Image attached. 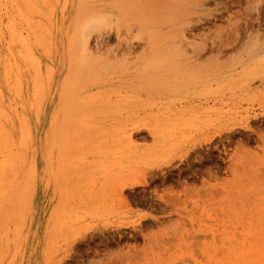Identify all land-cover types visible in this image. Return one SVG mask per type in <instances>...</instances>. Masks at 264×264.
<instances>
[{"label":"rangeland","instance_id":"obj_1","mask_svg":"<svg viewBox=\"0 0 264 264\" xmlns=\"http://www.w3.org/2000/svg\"><path fill=\"white\" fill-rule=\"evenodd\" d=\"M0 264H264V0H0Z\"/></svg>","mask_w":264,"mask_h":264},{"label":"bare ground","instance_id":"obj_2","mask_svg":"<svg viewBox=\"0 0 264 264\" xmlns=\"http://www.w3.org/2000/svg\"><path fill=\"white\" fill-rule=\"evenodd\" d=\"M158 5H159V4H158ZM166 5H167V4H166ZM106 9H107V8H106ZM104 11H105V10H104ZM196 19H197V18H196ZM198 20H199V19H198ZM205 22H206V21H205ZM88 23H89V22H87L85 25H88ZM190 28H191V27H190ZM186 31H188V30H186ZM186 31H185V32H186ZM144 32H146L145 29H144ZM147 32H149V31H147ZM147 32H146V33H147ZM189 32H190V31H189ZM235 32H236V31H235ZM246 32H247V31H246ZM262 33H263V32H262ZM179 34H180V33H179ZM259 34H260V33H258V35H259ZM68 35H69V34H68ZM180 35H181V34H180ZM185 35H187V33H186ZM260 35H261V34H260ZM260 35H259V36H260ZM190 36H191V35H190ZM192 36H193V35H192ZM82 37H84V36L82 35ZM240 37H241V36H240ZM240 37H239V38H240ZM261 37L263 38V35H262ZM261 37H260V38H261ZM180 38H181V37H180ZM182 38H183V37H182ZM252 38H253V37H252ZM260 38H258V39H260ZM98 39H99V38H98ZM184 39H186V38H184ZM184 39H183V40H184ZM82 40H83V38H82ZM82 40H80V43H81ZM178 40H179V39H178ZM253 40H254V39H253ZM255 40H256V36H255ZM84 41H85L84 44H86V39H85V37H84V40H83L82 42H84ZM96 41H97V40H96ZM181 41H182V40H181ZM234 41H235V40H234ZM168 42H171V41H168ZM183 42H186V41H183ZM191 42H192V41H191ZM257 42H258V41H257ZM78 43H79V41H78ZM186 43H187V42H186ZM186 43L184 44L185 46H186ZM81 44H83V43H81ZM81 44H80V45H81ZM84 44H83V48H84V46H86V45H84ZM224 44H225V43H224ZM260 44H261V43H260ZM181 45H183V43H182ZM205 45H206V44H205ZM216 45H217V44H216ZM234 45H235V44H234ZM234 45H233V46H234ZM81 46H82V45H81ZM81 46H80V47H81ZM193 46H194V45H193ZM176 47H178V46H176ZM210 47H211V46H210ZM180 48H182V46H181ZM191 48H192V47H191ZM204 48H205V47H204ZM213 48H214V47H213ZM189 50H190V49H189ZM191 50H192V49H191ZM191 50H190V51H191ZM82 51H83V50H82ZM162 52H163V51H162ZM198 53H199V52H198ZM206 53H207V52H206ZM221 53H222V52H221ZM83 57L85 58V56H83ZM82 59H83V58H82ZM84 60H86V58L83 59L82 61L85 62ZM1 61H3V60H1ZM85 63H87V62H85ZM86 68H87V67H86ZM100 73H101V72H100ZM100 73H99V74H100ZM103 82H104V81H103ZM76 92H77V90H76Z\"/></svg>","mask_w":264,"mask_h":264}]
</instances>
